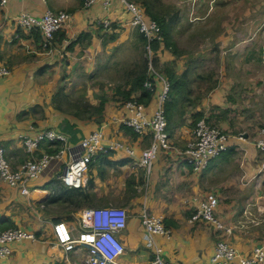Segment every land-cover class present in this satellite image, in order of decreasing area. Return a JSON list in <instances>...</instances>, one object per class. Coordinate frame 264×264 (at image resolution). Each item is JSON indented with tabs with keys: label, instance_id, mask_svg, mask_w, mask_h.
Segmentation results:
<instances>
[{
	"label": "crops",
	"instance_id": "0c3cea01",
	"mask_svg": "<svg viewBox=\"0 0 264 264\" xmlns=\"http://www.w3.org/2000/svg\"><path fill=\"white\" fill-rule=\"evenodd\" d=\"M48 9L67 11L71 18L57 33L54 43L45 48L42 34L39 38L36 31L20 29L15 17L22 11L41 16ZM223 13L224 31L218 35L226 37L224 42L234 35L237 38L245 35V27L242 29L231 25L226 9ZM106 17L112 20L110 30L100 24ZM202 20L195 22L192 33L208 29L200 26L204 22ZM130 21L131 14L120 0H115L108 11L101 3L85 8L83 0H8L6 6H0V64L6 65L11 71L8 76H0V144L5 146L14 167L29 158L23 146L24 135L48 128L65 133L71 147L77 146L84 137L96 130L102 132L104 144L120 142L132 147L135 155L128 154L125 148L102 152L96 163L92 162L87 169L88 175L95 180L92 187L103 199L102 202L124 206L128 210L127 225L119 232L125 244L124 252L117 259L120 264H146L153 258L157 247L161 248L164 258L175 260L178 264H200L209 260L217 241L225 237L241 255H248L264 239V153L258 150L255 143L260 129L251 126L253 122L250 118L248 123L242 120L244 131L232 133L231 123L227 119L228 113L234 108L233 102H236L229 95L235 85L231 75L226 74L223 84L217 86L207 99L200 101L191 95V84L196 83V77L192 81L186 74V92L181 93L178 100L170 105L171 118L167 122L173 148L159 151L150 172L141 164L140 155L150 145L151 134L135 135L131 128L122 123L126 113L124 104L129 100H123L124 94L131 90V70L137 69L147 59L145 45L141 43L137 47L144 48L140 55L141 61L125 69H116L122 74L119 77L124 76L125 80L114 82V91L107 90L113 91L114 95L106 96L110 100L105 106L101 122L90 115L78 116L75 112L79 110L73 112L57 103V100L68 98L71 93L78 91L73 92L74 87L84 89L85 95L80 97L89 100L96 98L95 95L100 98L105 94L104 84L91 85L90 81L93 82L95 74H98L99 79L104 78L107 69L112 67L103 57V51L109 45L107 41L113 40L115 36L120 37L128 28L127 36L131 35L133 39L137 36L136 39L144 44L141 33L130 27ZM263 27L256 28L252 34H264ZM178 38L176 34L175 42L180 54L164 48L160 54L155 53L154 58L163 66L171 63L177 75L181 76L189 69L185 68L186 62L201 58V54L194 52L190 56L191 53L186 52V55V48L179 43ZM244 42L237 43L233 48L231 46L228 51L250 50L251 45ZM258 47L260 52H264V44ZM248 57L241 60L236 70L239 75L245 76V82L259 85L254 91L264 98V76L261 75L264 74V64L261 57L257 59L261 64V73L258 77L250 75L253 70L248 65L255 66L256 62L249 63L251 59L248 60ZM159 92L160 83L145 106L148 116L156 108ZM141 93L140 89L134 90L130 98H139ZM92 104L96 105L95 102ZM196 114H203L202 117H207L210 122H220V126L230 135L228 147L220 155L211 158L200 171L193 170L181 152L192 138ZM51 144L54 145V142L41 144L35 155L40 156L49 151L47 147ZM69 159V153L53 158L41 174L31 180L27 194L21 193L19 188L11 186L0 176V228L21 226L35 233L34 239L12 241L11 253L0 256V264H86L81 258L85 253L86 260V246L80 245L66 252L58 243L53 229V224L58 221L55 220L57 215L50 209L52 204H46L51 194L48 182L56 177L61 179ZM85 177L88 180V176ZM208 192L218 196L216 214L231 227V233H225L204 220H191L193 209ZM144 205L164 217L166 225L172 229L171 235L155 234L150 243L141 218ZM80 211L81 207L75 212L79 218ZM68 223L74 226L72 222ZM73 234L78 235L74 227Z\"/></svg>",
	"mask_w": 264,
	"mask_h": 264
},
{
	"label": "built area",
	"instance_id": "2783aa9c",
	"mask_svg": "<svg viewBox=\"0 0 264 264\" xmlns=\"http://www.w3.org/2000/svg\"><path fill=\"white\" fill-rule=\"evenodd\" d=\"M124 8L131 14L130 24L137 28L146 39L147 59L149 60V78L145 82V88L153 94L160 83V92L156 108L151 116L146 113V104L139 102L138 98H131L124 104L125 115L122 123L131 128L138 135L150 133L152 140L149 146L144 148L140 155V162L146 171L150 172L156 155L162 149L173 148V142L167 128V116L165 102L169 97L170 82L168 78L154 64L153 42L162 41L161 27L159 23L147 16L145 10L129 0H120ZM115 0H84V7L91 8L101 3L105 10H110ZM8 0H0V6H6ZM71 16L66 11H53L48 9L43 15L22 11L15 17L17 26L25 31H40L43 37V46L50 47L60 32L69 22ZM106 30H110L112 20L109 17L100 21ZM163 47V44H162ZM10 68L0 64V76H8ZM259 138L256 140L258 150L264 153V127L259 130ZM229 133L221 127L209 122L207 117L200 118L192 133V138L181 150L188 159L193 170L204 169L209 160L220 155L229 145ZM103 134L100 130L91 132L84 137L77 146H69L68 136L56 129L48 128L25 134L23 146L29 155V159L14 167L7 155L6 148L0 144V176L11 186L20 189L21 193L30 191V182L37 178L47 167L53 158L69 153L70 159L65 166L61 179L68 186H85V171L102 152H108L114 148H125L128 154H134L132 147L120 142L103 143ZM60 141L63 146L56 153L43 152L40 156L35 151L43 142ZM219 199L214 192L206 193L193 209L191 220H204L212 223L217 229L225 233H231L222 218L217 216L216 208ZM82 230L74 236L73 227L65 220L56 221L53 224L54 233L58 243L66 252L75 250L84 245L87 248L86 264H120L117 259L124 252L125 244L119 236L128 221L129 213L126 207L118 205L87 206L80 211ZM142 223L145 227L150 243L155 234L171 235L172 229L166 225L164 217L154 213L144 205L141 209ZM35 233L21 226L0 228V256L11 253L10 243L23 239H34ZM65 255V254H64ZM235 264H264V239L253 247L248 255H241L237 248L227 237L217 241L215 251L208 261L200 264H227L236 261ZM146 264H178L177 261L166 259L161 255V248L157 247L152 259Z\"/></svg>",
	"mask_w": 264,
	"mask_h": 264
},
{
	"label": "rangeland",
	"instance_id": "374dc122",
	"mask_svg": "<svg viewBox=\"0 0 264 264\" xmlns=\"http://www.w3.org/2000/svg\"><path fill=\"white\" fill-rule=\"evenodd\" d=\"M130 2H134L139 4L143 9L145 8L143 1L150 2L151 7L156 13L159 15L165 16L167 19L170 20L172 27V37L175 40L176 34L179 36L178 40L179 43L185 46L186 49L185 53L188 52L191 55L194 52H198L201 54V58L192 59L191 62H186L185 68L189 67L185 71V73L190 77V80L195 81L196 83L191 84L192 92L191 95L193 99L199 98L200 101L207 99L211 92L214 91L217 86L223 84V79L227 75H231L234 78V87L230 92V96H233L236 102H233V109L228 113L227 119L229 123H231L232 133L242 132L245 129L241 127L243 123L242 120L248 123L249 118L252 120L254 127L258 129L264 127V98L262 94L257 93L254 91L259 85L252 84L251 82H245L244 77L238 74V70L236 67L241 63L242 59L248 57L249 63H254L255 66L248 65L250 70V75L257 76L261 73V64L258 63L257 59L261 57V61L264 64V52H260V44H264V34H252L256 28L263 27L264 25V0H129ZM84 3V0H83ZM226 9L229 17V23L233 26L237 25L240 28H244L243 30L245 35H241L238 38L234 35L232 38L227 39V42H224V36H219L218 34H222L224 31L223 26V11ZM54 11V10H53ZM67 12V11H66ZM243 17L242 19L240 17ZM199 19V21H195ZM201 27L208 28L205 30H198L197 32L191 29H195L194 26L196 23L201 21ZM227 19V17H226ZM196 22V23H195ZM195 23V24H194ZM211 26V28H209ZM123 27V26H121ZM133 27V26H130ZM127 28V27H126ZM135 28V27H133ZM197 28V27H196ZM128 29V28H127ZM127 29L120 34L119 40L118 37L112 40H108L109 45L105 47L103 51L104 59L107 58V64H111V68L107 69L104 78L99 79L98 74L94 75L93 82L90 81V84L93 83L97 86V83L104 84L106 89L105 94L101 95L106 97H110L114 95V87L116 86L114 82H121L124 81L125 78L119 77L122 74H119V70L116 69H125L132 65L135 62L141 61L140 55H142V50L146 49V41L143 42L137 40V36L133 39V36H127ZM138 30L137 28H135ZM187 31V34L185 32ZM264 31V27H263ZM262 32V31H261ZM176 33V34H175ZM175 35V36H174ZM57 36V35H56ZM126 36V38H125ZM221 38L220 41H215L217 38ZM235 37V38H234ZM243 37V38H242ZM201 38V40H200ZM56 39V37H55ZM242 39V40H241ZM137 40V41H136ZM247 40L246 42H244ZM113 41V42H112ZM248 43L251 45V49L245 50H231L228 51V48H233L237 43ZM106 43V44H107ZM136 43V45H134ZM142 43L143 46L137 48ZM105 44V45H106ZM114 47H116L114 49ZM255 50V51H252ZM264 50V48H263ZM244 54V55H243ZM187 55V53H186ZM115 57L113 60L112 58ZM112 60V63L110 62ZM192 62L194 63L192 65ZM118 63V64H117ZM262 64V65H263ZM160 68H164L163 65L158 63ZM235 67V68H234ZM101 71V69H100ZM264 76L263 73H261ZM115 76H118L115 78ZM240 80V81H239ZM239 81V82H236ZM87 85V84H85ZM84 85V86H85ZM73 88V87H71ZM73 92L69 95L68 98H61L57 100V103L62 104L65 109L70 111H76L77 115L78 112L81 111L80 115H90V117H95L97 121L99 120L98 114H96L93 110V106H98L100 103V98H81L82 95H85L84 89H79L74 87ZM113 90V91H107ZM103 93L102 91L100 92ZM81 95V97H80ZM251 95H254L251 97ZM229 96V99H230ZM107 98V97H106ZM114 98V97H113ZM112 98V99H113ZM107 98V102H108ZM192 101V100H191ZM92 102H95L96 105H93ZM229 102V100H228ZM87 106V107H86ZM88 111L86 113H82ZM219 111H217L218 113ZM223 114V113H222ZM225 118V114H223ZM210 122V121H209ZM197 121L195 122L196 125ZM211 124L221 127L220 122H210ZM195 127V126H194ZM222 128V127H221ZM223 129V128H222ZM224 130V129H223ZM228 133L226 130H224ZM259 135V134H258ZM260 136V135H259ZM29 159V158H27ZM97 160L94 161L93 164L96 163ZM92 164V165H93ZM91 165V166H92ZM90 166V165H89ZM89 171H85V175L88 176V180L86 183L87 190L90 192V197L82 198L80 201L81 209L85 206H105V205H115V204H104L102 201L103 199L96 194L92 185H95V180L92 176L88 175ZM63 183H65L62 180ZM92 192V193H91ZM93 194L95 196H93ZM119 206V205H118ZM77 204L72 202H63L59 201L54 203L50 206L52 213L57 216L65 217V221L72 222L74 225L75 233L82 230L80 218L75 213ZM255 213V211H254ZM250 216L252 214L248 213ZM255 218V217H254ZM85 253L83 257V261L85 262Z\"/></svg>",
	"mask_w": 264,
	"mask_h": 264
},
{
	"label": "trees",
	"instance_id": "16d2710c",
	"mask_svg": "<svg viewBox=\"0 0 264 264\" xmlns=\"http://www.w3.org/2000/svg\"><path fill=\"white\" fill-rule=\"evenodd\" d=\"M143 4L145 6L144 10L150 18L156 20L160 27H161V34H162V41H155L153 42V50L154 54L156 53H161L164 48H167L171 50L173 53L180 54L181 51L177 47V43L175 40H173L172 34H171V22L169 19H167L165 16L162 14L159 15L154 11L151 7L150 2L143 1ZM37 35L39 38H41L40 32L37 30L36 31ZM141 38L143 41H146L144 36L142 34ZM163 44V47H162ZM157 59H154V64L156 67L158 66ZM149 60L146 59L140 66L137 67V69L131 70V76L132 79H130V84H131V90L128 91L127 93L124 94V101L126 99H131V92L137 89H140L142 91L141 96L138 98L139 102L145 103L146 105L149 103L151 98L153 97V92L145 88V82L149 78ZM162 70V73L165 74V76L168 78L170 82V92H169V97L167 101L165 102V111H166V116L167 120L171 118V113H170V105L173 102H176L178 99V96H180L181 93L186 92V86H187V80H186V73L178 76L177 73L174 70V66L169 63L164 66V68H159V70ZM130 73V72H129ZM172 99V101H169ZM107 104V98H101L100 103L98 106H93V110L98 116L100 117L99 120L102 121V115L105 110V106ZM87 107V106H86ZM80 116L81 112H78ZM203 114H196L195 117V122L198 121L200 118H202ZM98 121V122H101ZM137 135V133H134ZM45 143V142H43ZM41 143V144H43ZM62 147V143L60 141H57L53 144L50 145V147H47L49 152L56 153L59 151ZM48 187L51 188V194L48 196L46 200V204H54L59 201L63 202H72L77 204V208H80V201L82 198L90 197V192L85 188L84 186L82 187H74V186H68L65 183L62 182V179L56 177L53 178L51 181L48 182L47 184ZM76 211V210H75ZM65 217L63 216H57L55 220H64Z\"/></svg>",
	"mask_w": 264,
	"mask_h": 264
}]
</instances>
